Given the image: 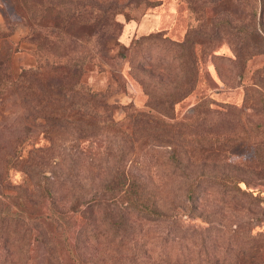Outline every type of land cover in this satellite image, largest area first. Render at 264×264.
<instances>
[{
  "label": "trees",
  "instance_id": "1",
  "mask_svg": "<svg viewBox=\"0 0 264 264\" xmlns=\"http://www.w3.org/2000/svg\"><path fill=\"white\" fill-rule=\"evenodd\" d=\"M254 1V9L249 3L250 11L246 8L247 22L237 27L264 40V0ZM35 4L39 12L31 19L36 25L27 21L28 33L37 32L35 66L14 76L9 67L13 50L7 37H0L1 93L16 94L25 110V124L40 128L45 141L23 150L27 136L12 134L1 144L0 264H32L40 256L42 264H61L54 239L34 214L35 207L45 202L56 228L61 227L60 219L68 220L69 212L80 216L72 249L81 264H264V135L251 141L243 134L213 128L211 122L208 126L209 115L218 114L209 97L197 101L186 123L166 120L173 118L174 104L197 84L201 56L195 53L198 39L193 32H218L222 17L218 13L205 17L198 9L197 31L187 30L182 40L169 39L158 30L128 46L124 57L131 66L129 74L139 84L145 71H155L160 78V72L167 74V66L139 57L152 43L167 47L175 72L168 73L171 77L162 88L160 78H155L147 92L152 98L149 110L125 105L126 129L113 119L114 105L108 101L118 91L115 74H110L115 84L93 90L81 79L89 59L68 54L59 35H54L57 42L48 39L47 31H72L74 8L66 16L55 12L49 16L48 0ZM78 18L80 36L88 38L97 21ZM241 39L248 55L264 51V44L251 43L246 49L247 39ZM55 44L65 50L49 54ZM238 51L237 63L244 58ZM43 67L49 77L42 75ZM98 141L103 147L94 150ZM236 143L252 146L253 168L223 162L222 154ZM161 152L166 154L169 175L186 178L180 186L184 201H178L179 206H166L158 198L160 156L153 155ZM147 155L157 166L143 163ZM127 161L139 171L130 172ZM208 165L213 169H206ZM11 169L21 171L24 180L10 182ZM184 221H191V226ZM164 222L167 229L160 225ZM93 249L94 254L86 257ZM96 254L98 259H90Z\"/></svg>",
  "mask_w": 264,
  "mask_h": 264
},
{
  "label": "rangeland",
  "instance_id": "2",
  "mask_svg": "<svg viewBox=\"0 0 264 264\" xmlns=\"http://www.w3.org/2000/svg\"><path fill=\"white\" fill-rule=\"evenodd\" d=\"M35 1L0 0V37L6 36V42L13 50L9 67L14 76L21 69L33 67L37 63L36 57L39 53L35 40L37 32L32 35L28 33L27 27V21L32 23V16L35 18L39 12ZM42 2L45 4L46 0ZM243 3V0L223 2L215 0H48L49 5L46 9L49 16L54 12L59 17L66 16L73 8L76 13L72 20L71 32L60 34L47 31L49 40L57 42L58 40L53 41L54 35H59V40H63L62 47L66 48L68 45L66 50L56 44L52 45L49 54H57L65 50L68 54L89 59L85 64L81 79L96 91H103L109 84H115L110 79V74H115L118 91L111 95L108 101L114 105L113 119L128 129L125 105L131 104V107L137 110H149L152 98L147 92L156 80L155 78H160V75L152 70L143 73L144 78L141 84L131 77L129 74L131 66L127 56L124 57L128 46L139 36L158 30H161L163 35L169 39L180 41L187 30L197 31L196 28L200 23L198 9L205 17L218 13L217 15L222 17L221 30L216 33L206 31L205 35L200 34L201 31L193 32L198 39L194 50L197 57L201 56V62L198 64L197 84L189 95L174 104L173 118L166 120L170 123H186L185 120L191 119L192 113L194 114L192 110L197 105V101L209 97L214 100L210 103L211 109H216L218 114L209 115L208 126L212 123L213 128L227 130L230 133H240L251 141H257L260 136L264 135V51L248 55L250 50L244 51L241 48V38L247 39L246 49H250L251 43L262 45L264 40L255 36H247L246 33H242L241 28L237 27L247 22L248 15H245V12L246 8L250 11L248 3L253 9L256 6L254 0H246V6H243ZM257 11L258 7L253 16L255 20L258 17ZM78 16L88 19V22L97 21V26L95 24L88 38L80 36L77 25ZM237 51L240 57H244L239 63L236 62ZM142 52L145 53L139 54L141 55L139 57L145 62L156 63L158 61L164 68L168 67L167 74L160 72L163 74V77L159 79L161 87V84L167 83V79L171 77L168 73L175 72V66L172 65L175 61L172 60V64H169V59L173 55L167 47H154L153 43ZM45 68L47 67L42 68V75L49 77ZM132 73H135V70L132 69ZM0 94V148L12 134L27 136L28 140L23 143V150L45 145L40 128L29 127L25 124V110L20 107L16 94L12 90L2 93L0 90ZM238 119L240 121L237 123ZM92 147L94 150H101L103 142L98 141ZM153 156H160L159 166L151 155H147L143 163L159 167L157 170L159 177L156 175L159 186L158 198L166 206L169 203L179 206L178 201H184L180 186L186 178L169 175L168 166L165 164V153L161 152L158 155L156 153ZM253 156L252 146L240 143L230 146L222 154L225 164H239L250 168L255 166ZM210 166L205 167L208 170L213 169ZM126 167L133 173L139 171L136 165L129 161ZM8 177L12 183H20L24 180V175L17 169H11ZM65 203H68L67 200ZM12 210L15 209L12 208ZM34 214L44 222L54 239L61 264H81L73 256L72 249L73 231L76 229L80 216L69 212L68 220L60 219L61 227L56 228L46 202L36 206ZM184 222L191 226V221ZM160 225L163 229L168 228L165 222ZM262 230L264 231V224ZM89 253L86 257L94 254V249ZM172 253L174 254V249ZM90 259H98L97 254ZM42 262L40 256L33 260L32 264H42ZM97 263L101 262L97 260Z\"/></svg>",
  "mask_w": 264,
  "mask_h": 264
}]
</instances>
